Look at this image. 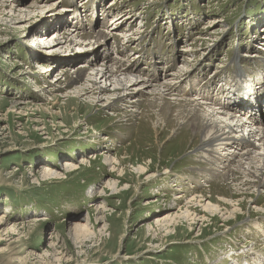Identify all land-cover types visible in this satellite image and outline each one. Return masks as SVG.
Wrapping results in <instances>:
<instances>
[{
  "label": "rangeland",
  "instance_id": "obj_1",
  "mask_svg": "<svg viewBox=\"0 0 264 264\" xmlns=\"http://www.w3.org/2000/svg\"><path fill=\"white\" fill-rule=\"evenodd\" d=\"M32 3L46 7L27 15L24 7ZM56 9H71L67 23L57 29L49 24ZM21 10L25 11L22 21H10L21 19ZM128 12H132L131 21L111 25ZM70 29L76 30L72 35L88 32L93 37L100 30L108 32L121 44L119 55L129 59L145 79L158 71L155 85L166 71H182V75L188 74L180 91L202 83L207 84L205 92L220 95L216 85L226 84L223 91L233 86L236 67L244 69L240 78L246 76L256 87L264 83L256 82L263 81L259 77L264 75L259 64L264 59L257 55L264 54V0H0V222L5 223L0 228V264L264 261V190L253 184L243 187L240 182L221 181L223 166H219L221 177L215 180L199 176L209 166L208 159L197 153L199 136L184 127L178 130L176 118L167 119L159 105L151 107L146 101L136 109L102 110L109 93L97 102L95 96L75 97L73 88L62 84L61 92L49 91L36 73L49 70L46 82L53 83L63 69L74 77L72 72L84 62L81 54L88 42L55 51L56 57L74 54L66 66L56 64L55 57L51 62H35L32 54L44 50L35 40L44 32L46 36L55 30L69 34ZM126 32L130 33L127 38L122 36ZM113 53L112 57L117 56ZM185 59L190 64L184 68ZM97 65L85 71V80L101 69ZM101 85L113 90L109 83ZM179 90L177 87L172 93L192 99L201 95L198 89L188 96ZM172 93L164 98H175ZM215 108L219 111L220 107ZM130 111L139 115L126 121L124 112L128 115ZM247 125L251 126L249 121ZM253 128L264 130L257 124ZM249 149L252 155L261 154ZM107 156L122 161L123 178L111 171ZM244 159L246 164L249 160ZM64 161L79 169L67 173L61 167ZM236 165L230 168L235 170ZM146 166L155 176L148 183L137 174ZM46 167L60 173L59 179L48 176ZM108 182L117 184L108 187ZM124 187L126 191H122ZM198 193L212 196L214 204L219 197L233 201L234 209L222 206L227 216L216 217L195 209V214L206 216L196 226L177 219L176 226L164 231L156 224L165 215L183 212L185 198ZM179 196L184 198L177 199ZM233 210L234 214L228 213ZM77 224L85 229L77 233Z\"/></svg>",
  "mask_w": 264,
  "mask_h": 264
},
{
  "label": "bare ground",
  "instance_id": "obj_2",
  "mask_svg": "<svg viewBox=\"0 0 264 264\" xmlns=\"http://www.w3.org/2000/svg\"><path fill=\"white\" fill-rule=\"evenodd\" d=\"M37 4L38 3H36V5L32 3L31 5L25 6L24 8L27 10L26 14L30 15L33 11L41 10L42 8L46 7L44 5L37 6ZM112 4H114V2ZM53 11L54 13L51 14L52 16L49 19V24L52 25L51 28L57 29V27H59L58 25H63V23L66 22L67 15L71 11V9L62 11L56 9ZM18 12L19 16H21V19H19V17H16L12 18L10 21H13L15 23L16 21H22L23 15H25V11L21 10ZM131 15L132 12H128L125 15L116 19L117 22H112L111 25L120 22L122 25L126 21L129 22L132 20ZM58 31L59 30H55V32L49 36H46V33L44 32L42 36L37 37V39L35 40V45L39 47L43 45L44 50H36L32 54L31 57L35 62H41L44 60L47 62H51L53 60V57H55L57 59L56 61H54L56 64H65L66 66H68L69 64L67 63H69L71 59H74V54L71 53L56 57L57 55L55 54V51L58 49H63L64 47L69 45L71 46L72 44L77 42H88V46L85 45L87 46V50L85 49L83 51V54H81V56L83 55L81 58L84 59V62L77 65L75 70L72 72L74 74V77L70 76V73L68 74L67 69H63V72H65H61L62 74L60 73V78L56 79V81L53 83L50 81L46 82V78L48 77L47 73L49 72V70H46L45 72L36 73V75L39 74L40 76H42L43 80L45 81L44 84H48L47 87L51 88H49L50 92H61L60 85L62 84L63 87L66 89L73 88V93L71 94H73L75 97H83L85 95H90L89 98H91L95 96L97 102L101 100L102 96H106V94L109 93V96H106V102H104L100 107L102 108V110L118 111L122 109L123 106L136 109L142 101L148 102V105H150L151 107L159 105L160 113L162 112L161 115L165 114V117L167 119L169 116H171V118H176L174 120H177L178 130H182L184 127L187 129V131H190L191 135L199 136L200 140L199 145L197 147V153L200 154L203 159L206 158L209 161V166L207 170L198 172L199 176L201 175L202 178L206 181L212 179L215 180L219 178V176L221 177L222 171H219V166H223V170H225V173H223L221 181L224 182L230 180L233 184L236 182H240V185L244 184L242 185L243 187H248L251 186L250 184H253L252 187L264 190V130H256V132L253 128L254 124H257L258 126H264V75H261L259 77L263 81H256L257 83L263 84L259 87H256L253 81V84L248 82L250 80H248L246 76H244V79L240 78V74L244 73V69L236 67L233 72V75H236L237 78L234 79L235 82L233 86H231L229 89H225L226 91H223L224 88L222 87H224L226 84L216 85L217 89L222 92L220 95H217V92H214V94L209 91L205 92L207 84L201 85L202 83H192L193 85L190 84L188 88L183 91H180L179 87L182 84V81L187 79L188 73L182 75V71H174L166 74V71V73L163 75V78L160 79L157 85H155L154 82L156 81L154 80L160 78V75H158V71L150 72V76H147V78L145 79L143 72H137L135 71V68H132L133 66L129 62V59L124 60V58L121 57L122 55L119 52V49L122 48L120 42H118V40H116L113 36H110L108 32L105 33L104 31L100 30L98 32H95V35L93 37L88 32L85 34L76 33L75 35H72L74 31L76 32V30L73 31L71 29L70 31L72 32L69 34H67V32L60 34L58 33ZM122 34V36L124 37L130 35L129 32ZM50 36H52L51 39H49ZM92 39H94L93 42L91 41ZM130 41L131 40H129V42ZM262 41L264 42V37ZM91 43H94L95 45L92 46ZM78 45L80 47V44ZM100 49H102L101 52ZM113 51H115L117 56L114 55L115 57H112V54H114ZM190 51L193 55V50L190 49ZM257 55L260 57L259 59H264V54L261 53V55ZM255 59L257 66V62L259 61V59ZM192 62L195 61L192 60ZM98 63L99 65H97ZM188 63L189 61L185 59L183 61L182 67H187L190 64ZM71 64L72 63H70V65ZM259 64L261 65V67L264 68L263 62H259ZM42 65L40 66V68H42ZM96 65L99 66L101 69L97 70L95 73H93L94 71H92V73L89 74V79L85 80L83 78V74L85 73V71L89 70L90 67ZM188 70L189 69H187V71ZM258 70L262 71V68ZM65 73L67 74L66 76ZM120 76H123L124 78L120 79ZM63 77L65 78L63 81H61ZM102 83H109V86L113 85V90H108L107 87H104L106 86V84L104 86H100V84ZM177 87L180 93L185 92L183 94L184 96H188L194 89H198L201 95L198 94L199 96H195L199 99H192L186 97L183 98L179 94H176L178 95L177 97L172 93L173 91L174 93L177 91ZM171 93L173 94V96H175V98H172L169 101L166 100L164 97L170 95ZM216 106L220 107L221 109L219 108L218 111V109L215 108ZM130 112L131 113L128 115L126 114L127 112H124L123 117H128L126 121L132 120L133 118L137 117V115H139L136 111ZM220 115L222 117H220ZM245 119L250 122L251 126H246L247 121ZM103 140L106 141L108 140V138L105 137ZM249 148L259 150L261 151V154L252 155L253 152ZM239 151H242V153L239 156L240 159L236 160L237 156L239 155ZM243 158H245L244 160L249 161L245 164V162L242 161ZM108 159L111 162L108 164L112 167L111 171L119 174L117 175V177L123 178V170L120 169V166H122V161L120 159L115 160L114 157L110 158V156L108 157ZM254 160H256L257 163L254 162ZM63 163L64 164L61 167L67 170V173H72L79 169L76 164L70 161H64ZM233 164H237L236 166H234L235 170L230 168V165ZM242 164L246 166L243 167ZM45 172L48 176H54V178L52 179H59L60 173L52 171V169L48 167L45 168ZM259 172H261V174ZM150 173V166L140 167L137 170V174L143 177L145 176V183L153 181L155 176ZM241 177L246 180L243 182ZM114 183L112 184L111 182H108L107 186L114 187L117 184ZM204 185L205 184H201V187ZM126 187H124L122 191H126ZM207 187V189H209L211 185ZM251 188L245 189L248 190ZM178 189H176V191H179ZM179 198H184V196L177 197V199ZM208 198L210 200L207 201ZM212 199V196L209 197L202 193H198L196 195L190 196L189 198H185L183 204L184 207L180 208V211L183 210V212L174 216L169 214L165 215L164 217L157 219L156 224L159 227H162L163 230L165 229L166 231H168L170 227H173L172 225H177V219L178 223L179 220L185 219L187 221H190L191 225L196 226L198 224V221L204 222L206 220V216L202 214H195V209L200 208V213L210 212L213 217H216L217 215L221 214V216H224L227 214V212H224V210L221 209L222 206L229 205L232 209H234L233 206L235 204H233V201L227 202V200L225 201L222 197H219L216 199L218 204H214ZM259 210L260 209H258V211ZM228 213L234 214L235 212L233 210V212ZM3 217L1 219H3ZM4 224L5 223L1 221L0 228ZM83 229H85V227H81L80 224L75 225V230H77V233L82 232ZM11 230L14 231L15 229L12 228ZM255 263L264 264V261H255Z\"/></svg>",
  "mask_w": 264,
  "mask_h": 264
}]
</instances>
